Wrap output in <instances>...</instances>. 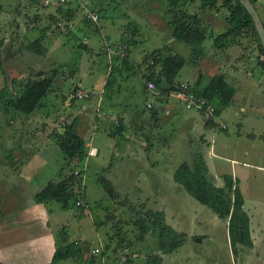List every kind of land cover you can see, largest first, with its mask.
I'll return each instance as SVG.
<instances>
[{
    "label": "rangeland",
    "instance_id": "obj_1",
    "mask_svg": "<svg viewBox=\"0 0 264 264\" xmlns=\"http://www.w3.org/2000/svg\"><path fill=\"white\" fill-rule=\"evenodd\" d=\"M138 1L137 8L141 12L153 16L163 13L164 16L161 2L160 5L157 0ZM254 4L264 25V0H255ZM130 6L127 0H0V85L4 87L0 95V216L27 207L33 202L34 193L49 180L60 179L58 173L64 162L63 153L52 135L54 131L62 132L65 124L78 118L80 123L76 127L84 135L87 146V156L75 168L76 172H82L79 190H83L85 195L84 201L80 198L84 214L80 216L75 209H62L56 202L36 206L39 211L34 213L27 209L23 211L29 214L28 220L33 214L47 215L48 233L54 237V243L48 238L42 245L40 241V245L41 249L47 245L50 250L49 264L55 251V239L57 241L63 226L67 228L69 241L77 240L83 245L87 257L86 260L83 257L53 264H90L89 257L93 254H96L94 264H146L147 255L156 250V234L147 235L141 242L136 240L137 231L127 215V208L116 202L123 199L163 209L166 222L189 236V240L176 251L163 256L162 264H264V242L258 244L260 239L257 238H261L264 232V69L257 64L255 45L249 39L241 38V44L232 46L224 57L211 46L212 38H207L203 46L210 51L195 63L187 62L180 69L175 81L181 84V91L188 83L177 80H190L192 66L201 67L206 72L199 79L202 86L208 81L206 76L221 69L226 80L236 89L231 104L223 108L215 119L219 125L226 124L227 129H206L202 119V124L198 120L190 131L189 127L185 128L188 125L183 116H195L200 112L186 108L173 95L174 91L167 101L161 100L164 96L158 89L159 95L155 97L143 96L140 84L135 86L132 83V79H139L135 68L128 72L125 86L129 90L119 94L118 103L109 105L108 97L101 103L103 93L109 96L112 91L111 87L104 90L108 73L112 69L116 75L115 67L122 66L120 59L125 55L124 46L118 39L122 35L131 38L124 28L126 16L131 17L134 13ZM58 7L77 11L69 23L65 19L56 22L51 17H58ZM158 8L162 11L158 12ZM98 9L99 23L90 19L94 25L87 23L84 19H88V13ZM200 14L203 21H210L214 31L227 26L224 16L215 10ZM143 20L145 31L129 45L128 53L129 60L140 65L141 72L145 71L143 56L164 45L171 46L165 54L178 53L185 58L190 57L187 45L176 39L168 44L167 37L155 32ZM155 21L151 23L155 25ZM38 36L44 37L47 53L43 56L30 52L25 46ZM80 42L87 48L78 47ZM54 68H57V75L52 90L33 113L25 114L7 104V100L20 90V81L29 70L48 72ZM142 84L143 81L141 88ZM81 92L88 93V96L91 94V98L83 97ZM150 103L155 109L162 108L163 104L176 108L174 115L162 121L160 128H156L157 132H152L153 136L145 131V140L136 133V128H130V124L121 135H110L113 121L106 114L128 119L131 114L140 113L143 125L150 116L147 106ZM146 127L154 129L148 122ZM202 134L205 141L200 140ZM91 148L96 149L93 155L88 153ZM201 148L211 172L208 177L216 186L223 185V174H231L238 179L244 208L252 225H262L261 229L254 230V240L251 237L256 247H243L234 255L227 235V223L174 182V170L183 161L192 164L191 152L193 149L197 150L194 152L201 151ZM125 154H134L132 160L135 164L130 165ZM145 158L151 165H136L137 160L144 162ZM109 165L111 170L104 171ZM100 174H105L117 186L119 198H108L97 182ZM108 211L116 216V220L122 218L120 231L111 223L96 225ZM23 212L19 214L21 218H24ZM75 212L78 214L76 217ZM24 225L21 232L16 231L19 232L17 237L37 234L32 225ZM198 235L205 236L200 243L191 240V236ZM122 238L131 245L124 243L120 247L118 243ZM107 243L109 247L105 249ZM40 245H28L26 253L37 246L39 249ZM95 248L99 249L96 253L93 252ZM36 261L44 264L40 257Z\"/></svg>",
    "mask_w": 264,
    "mask_h": 264
},
{
    "label": "trees",
    "instance_id": "obj_2",
    "mask_svg": "<svg viewBox=\"0 0 264 264\" xmlns=\"http://www.w3.org/2000/svg\"><path fill=\"white\" fill-rule=\"evenodd\" d=\"M158 1L163 5L164 16L172 29V36L177 41L187 45L191 51L189 58H185L178 53L165 54L170 50L171 46L164 45L143 56L142 63L145 65V71L141 72L143 87L147 88L148 83H154L156 89L160 90L162 96H164L161 100H167L172 91L181 90V84H178L175 79L180 69L187 62L195 63L197 59L204 57L206 50L203 44L207 38H212L211 46L219 52L226 51L234 45H240L241 38L249 39L256 47L257 64L264 69L263 46L251 15L239 0ZM254 1L251 0L255 6ZM208 10H215L223 15L227 26L221 30L214 31V28L210 26V21H203L200 14V12L205 13ZM76 11L70 7L65 10L58 7V17H50L56 22L65 19L69 23L72 17L75 16ZM95 12L98 15L97 23H99V9ZM84 20L91 25L93 24L87 18ZM95 29L99 31L97 26ZM129 30L130 28H128V33L130 34ZM43 40V36H38L25 45L26 49L36 55H45L47 49L43 44ZM118 42L124 46L123 52L125 55L120 59L122 60V66L115 67L116 72H120L122 69L130 70L133 67L140 69V65H134L133 61H130L128 57L131 39L122 35ZM78 47L85 49L87 45L80 42ZM1 66L2 58L0 56ZM108 74L109 77L106 78L104 90L116 83V75L112 69ZM56 75L57 68L48 72L29 70L27 76L20 81V90L7 100V104L14 110L25 114L33 113L42 106L41 100L52 90ZM188 89L193 91L198 97L204 98L208 103L213 104L212 113L205 111L200 113L205 122L204 128L215 129L218 127L222 130L226 129V124L222 127L213 118L214 116H219L222 109L231 104L235 94V87L226 80L224 74L221 72L213 74L204 86L197 87L194 84H188ZM3 90L4 87L0 85V95ZM87 98H91V94ZM148 108L150 109L149 120L151 121V127H155L160 120L159 112L152 106ZM78 123L80 122L76 118V120L73 119L70 123L65 124L62 132L54 131L52 137H54L57 147L63 153L64 159L58 173L60 179L58 181L49 180L34 193L32 200L37 204L56 202L62 209H75L82 216L84 214V206L81 201L85 200L84 191L79 190L82 172H80L81 170L76 172L75 168L87 156V146L84 135L77 130L76 126ZM124 126L121 121L116 124L113 123V127L110 128V135H121L122 131L125 130ZM192 157V164L183 161L174 170L172 175L174 182L180 185L198 203L210 208L219 219L227 223L229 243L234 255L243 247L252 248L250 218L243 207L244 197L240 190L238 179L231 174H223V185L216 186L208 177L209 169L202 153L200 151L193 152ZM111 168L109 165L104 171L111 170ZM97 182L103 187L110 200L119 198L117 186L105 174H100ZM123 197L128 198L127 195ZM116 202L127 208V215L137 231L136 240L138 242L144 241L147 235L156 234V250H153V254L147 255L146 264H162L164 255L176 251L189 240L187 233L174 229L166 222V215L163 209L147 206L145 202L134 204L125 199ZM77 212L74 213L75 217L78 215ZM115 218L116 216L108 211L105 218L96 223V225H108L111 223L112 227L120 231L122 228L119 224L123 220L122 218L119 220ZM66 233L67 228L63 226L57 241L55 239V251L51 264L71 259H83V257L86 260L87 255L84 253V246L80 245L77 240L69 241ZM190 238L200 243L204 236L198 235ZM124 243L126 246L131 245L130 242L126 244L124 238L120 239L118 244L123 247ZM108 247L107 243L105 249ZM94 256L96 254L89 257L88 262L90 264H94Z\"/></svg>",
    "mask_w": 264,
    "mask_h": 264
},
{
    "label": "crops",
    "instance_id": "obj_3",
    "mask_svg": "<svg viewBox=\"0 0 264 264\" xmlns=\"http://www.w3.org/2000/svg\"><path fill=\"white\" fill-rule=\"evenodd\" d=\"M138 2H139L138 0H127L128 6L131 5L130 6L131 9L134 11V13L130 15L131 17H129V15L126 16L127 21H126V25L124 26V28L127 30H128V28H130L129 31L131 32L130 33L131 44L133 43V41H135V40L137 41V37L140 36V33L143 34L145 31L144 28L146 26L142 25V22H141V21H144L143 19H145V22H147L155 32H160L165 37H167L168 41H169L168 44H171V42L175 41V40H173L175 38L172 36V29H171L170 25H168L167 22L165 21L163 13H161L162 15L158 14V16L150 15L148 12L143 13L139 10V8H137ZM159 4L161 5L160 2H159ZM161 11H162V9L158 8V12H161ZM151 21H155L156 24L153 25L151 23ZM228 50H230V49H228ZM228 50L221 52L222 54L220 53V56L223 55L224 57H226L228 54ZM209 51L210 50H206L205 53L209 52ZM134 65H135V63H134ZM133 68H135V67H133ZM135 69L137 70L139 79H137V80L132 79V83L135 84V86L140 84V90H141L143 96L147 97L149 94L153 97V95L151 93H148L147 88H144L143 86L141 88V82H142L141 71L138 68H135ZM218 69H219V67H218ZM124 70L125 71H120V72L116 73V81H115L116 83L111 87L112 91H111L109 96H105V93H103V101L101 103H103L105 98L108 97L109 101H111V103L108 102V104L111 106H114L113 103H118V100H120L119 94L122 92L126 93L129 90V88H126L125 82H126V80L129 79L128 76H129V73H131V71L128 69H124ZM220 71H221V69L219 70V72ZM190 72H191V79L190 80H184V81L177 80V81H179V83L187 82L190 85L194 84L197 87L202 86L201 85L202 82L200 84L199 79H200L201 75H206V72L202 71V68L197 67V66L196 67L192 66V69ZM192 72H193V74H192ZM216 73H218V70ZM221 73H223L224 76H226L225 72L223 70L221 71ZM213 74H215V73H213ZM213 74L206 76L205 77L206 80L209 81L210 77ZM133 92H134V90L131 91V94ZM115 97L117 99H115ZM154 100L157 101L156 98ZM165 101H167V100H165ZM157 110L159 112L160 120H159V123L156 124L155 127H152V128H154L153 130H151L150 128H147V127L145 128V125L147 124V122H148V125H151V121L149 122V116L146 118L145 124L141 125L140 113H137L135 115L131 114L130 115L131 117L129 116L128 119H126L125 116L115 118L114 116H112L110 114H106V115H107V117H110L111 120L113 121V123H115V124L118 123L119 121L123 122L125 125L124 126L125 130L128 129V128H126V125L128 126L130 124L131 125L130 128L131 129L136 128V133L140 136H143L146 140V135H144L145 131L150 132L149 133L150 136H153L152 134L155 133L154 130H156V128H160L159 126H160V123L162 121H164L165 119L168 120L169 117H172L175 113L176 108L174 105L163 104L162 108H157ZM183 119H184V122H186L188 125V126H185V128L187 129V127H189L190 131L193 129V124L195 122H198V120L201 121V124L203 122L202 121L203 118H202L200 113H196L195 116L185 115V116H183ZM130 120L132 121L131 123H130ZM152 132H154V133H152ZM156 132H157V130H156ZM200 140L205 141V136L203 134L200 135ZM194 151H197V150L193 149V152ZM193 152H191V156H192ZM200 152L202 153V155L205 153L202 150V148H201ZM133 155H131V154H125L124 155L128 159L129 163L131 162L130 165L135 164L132 160ZM121 156H123V155H121ZM203 157H205V156L203 155ZM204 160L206 161V157L204 158ZM136 163H138V164H136L138 166H147L148 164L151 165V163L148 161L147 158H145L144 162H140L137 160ZM206 164L208 166L209 173H211L207 161H206ZM143 171H145V168H143ZM159 191H161V190L159 189ZM244 203H245V201H244ZM41 205L42 204H37V203H34V201H33L27 207H21V208L12 210L8 213L1 214L2 216H0V264H39L36 261V259L38 260V257H40L41 260L44 261V264H49V262L51 260L49 248L47 249V247H46L47 245H46L45 248L41 249V245L43 244L44 239L45 240H48V238L52 239L53 243H54V237L49 235V233H48L49 228L47 226L48 225L47 215L44 216L43 213H42V216H37L36 214H33L32 219L28 220L29 214L26 215L23 212L25 209H27L30 211V213H34L36 211H39V209L36 206H41ZM243 207H244V205H243ZM21 212H23L24 218L20 217L19 214ZM17 219H18V221H17ZM251 222L252 221H250V232H251V237H253V240H254V236H256L254 234V230L257 231L258 229H261L262 225H260V226L252 225ZM25 223L32 225L33 231L36 232L37 234H35L34 236L28 235V236H25V238H22V236L20 237V235H19V237H17L16 235H18V233L21 232L20 228L25 227V225H24ZM16 231H19V232H16ZM45 231H46V233H44ZM260 236H261V238H259V236H257V238L260 239V240H258V244L264 242V232H262V234ZM204 238H205V236H204ZM228 238H229V236H228ZM40 241H41V245H40ZM32 243H34L35 245L39 244L40 245L39 249L37 246L36 248H33L29 252L30 254L26 253V249H27L26 247L28 245H31ZM253 245L256 247L255 242H253ZM163 259H164V257H163Z\"/></svg>",
    "mask_w": 264,
    "mask_h": 264
},
{
    "label": "built area",
    "instance_id": "obj_4",
    "mask_svg": "<svg viewBox=\"0 0 264 264\" xmlns=\"http://www.w3.org/2000/svg\"><path fill=\"white\" fill-rule=\"evenodd\" d=\"M88 19L92 20L97 24L98 22V15L95 11L89 12L87 15ZM148 92L151 93L152 95L156 96L159 95V92L157 91L155 85L153 83H148ZM175 97H177L180 101H182L185 105L186 108L188 109H195L199 111L200 113L202 111H205L207 113H212L213 111V104L208 103L204 98L198 97L193 91L188 89V85L184 89V91H174L172 92ZM83 94V97H87L88 93L81 92ZM80 96V95H79ZM82 96L80 98H82ZM151 104H148V107H150ZM216 119V117H213ZM222 127L225 126V124L221 125ZM96 149L91 148L89 149V155L95 154ZM98 248H95L93 250L94 253L98 252Z\"/></svg>",
    "mask_w": 264,
    "mask_h": 264
},
{
    "label": "water",
    "instance_id": "obj_5",
    "mask_svg": "<svg viewBox=\"0 0 264 264\" xmlns=\"http://www.w3.org/2000/svg\"><path fill=\"white\" fill-rule=\"evenodd\" d=\"M240 3L244 6V8L247 10V12L251 15L255 28L257 30V33L259 35L261 44L263 46L264 49V25L261 21V18L255 8V6L253 5V3L251 2V0H239Z\"/></svg>",
    "mask_w": 264,
    "mask_h": 264
},
{
    "label": "clouds",
    "instance_id": "obj_6",
    "mask_svg": "<svg viewBox=\"0 0 264 264\" xmlns=\"http://www.w3.org/2000/svg\"><path fill=\"white\" fill-rule=\"evenodd\" d=\"M153 97H155L154 95H153ZM151 104V103H150ZM148 106V105H147ZM151 106H152V104H151Z\"/></svg>",
    "mask_w": 264,
    "mask_h": 264
}]
</instances>
